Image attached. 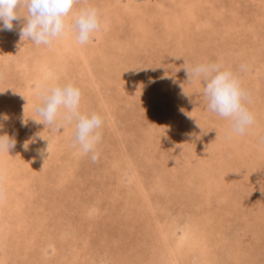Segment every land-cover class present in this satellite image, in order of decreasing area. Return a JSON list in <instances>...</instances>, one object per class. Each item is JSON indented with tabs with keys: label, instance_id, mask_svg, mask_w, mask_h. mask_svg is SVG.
Masks as SVG:
<instances>
[{
	"label": "rangeland",
	"instance_id": "rangeland-1",
	"mask_svg": "<svg viewBox=\"0 0 264 264\" xmlns=\"http://www.w3.org/2000/svg\"><path fill=\"white\" fill-rule=\"evenodd\" d=\"M86 7L104 21L86 45L74 31L36 45L23 17L0 30V135L16 140L0 154L13 170L0 176V264H264V0H80L66 23ZM208 62L249 94L244 135L228 138L187 79ZM67 83L103 118L96 163L74 123L51 131L35 111L38 88ZM190 226L205 255L187 237L175 251Z\"/></svg>",
	"mask_w": 264,
	"mask_h": 264
},
{
	"label": "clouds",
	"instance_id": "clouds-1",
	"mask_svg": "<svg viewBox=\"0 0 264 264\" xmlns=\"http://www.w3.org/2000/svg\"><path fill=\"white\" fill-rule=\"evenodd\" d=\"M78 3L80 0H0V30L12 31L13 21H19L23 17L20 35L36 45L51 47L68 31L75 32L77 43L86 45L94 34L102 30L104 21L95 7H86L75 14L72 24L66 23V18ZM21 9H25L27 15ZM185 70L189 82H203L207 110L230 121L226 136L231 138L233 134L244 135L255 120L246 107V103L250 102L249 94L242 87L237 74L217 62L200 63ZM240 70L245 71L246 66L241 65ZM36 95L41 103L35 107V111L42 118V123L55 132L74 123L73 146H78L82 155L96 163L100 158L97 146L102 140L100 129L104 121L97 113H81L80 88L72 83L57 84L38 88ZM0 118L8 119L6 115ZM15 146V138L7 134L0 135V154H9ZM2 198L3 192L0 191V199Z\"/></svg>",
	"mask_w": 264,
	"mask_h": 264
},
{
	"label": "bare ground",
	"instance_id": "bare-ground-1",
	"mask_svg": "<svg viewBox=\"0 0 264 264\" xmlns=\"http://www.w3.org/2000/svg\"><path fill=\"white\" fill-rule=\"evenodd\" d=\"M131 3V2H130ZM152 10V9H151ZM70 38H71V36H68L67 35V33L61 38V39H59V40H57V41H55L54 43H59V42H64V43H68L69 42V40H70ZM1 40V39H0ZM5 43V42H4ZM7 44V43H6ZM59 59V58H58ZM62 62V61H61ZM91 71V70H90ZM58 74V73H57ZM55 78V77H54ZM28 111V110H27ZM26 112V111H25ZM65 146V145H64ZM63 146V147H64ZM3 155V154H2ZM10 158V157H9ZM9 163H3L2 162V158L0 159V176L3 178V177H5L4 176V172H8V171H13L12 170V168L10 169V166H7ZM10 172V173H11ZM12 174H13V172H12ZM11 174V175H12ZM13 178V177H12ZM15 179V178H14ZM0 180H3V179H0ZM13 180V179H12ZM5 181V180H4ZM6 182H7V180H6ZM29 184V183H28ZM1 185V184H0ZM193 226H195V225H193ZM193 226H190L187 230L186 229H184V231H183V233H182V235L181 236H177V238H176V236L174 237L175 239H176V245H175V251L176 250H178V249H180L181 247H182V243H183V241H185L184 239L186 238L187 240L186 241H189V243H188V245H187V247H186V249H184L185 250V252L186 251H193V255H194V257H196L197 255H205V253H207V247L206 246H204L205 244L207 245V243H203V245H200V244H198L197 243V241H198V237L196 236V235H194L195 234V231L196 232H198V230H196V226L195 227H193ZM160 227H163V224H161L160 225ZM176 227L177 226H173L172 227V225H171V229L172 230H174V229H176ZM168 232L169 231H171L170 229H166ZM173 233H174V231H173ZM170 234V233H169ZM174 235V234H173ZM177 235V234H176ZM184 238V239H183ZM62 243V242H61ZM172 248V246H169V248ZM183 249V248H182ZM209 250V249H208ZM210 251H211V249H210ZM209 251V252H210ZM210 253H212V252H210Z\"/></svg>",
	"mask_w": 264,
	"mask_h": 264
}]
</instances>
